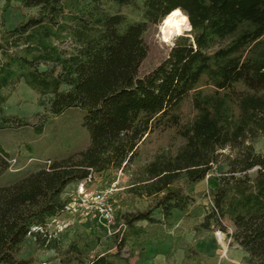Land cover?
Returning a JSON list of instances; mask_svg holds the SVG:
<instances>
[{"label": "trees", "instance_id": "1", "mask_svg": "<svg viewBox=\"0 0 264 264\" xmlns=\"http://www.w3.org/2000/svg\"><path fill=\"white\" fill-rule=\"evenodd\" d=\"M21 1L37 14L0 32V135L31 125L27 117L7 114L4 106L11 95L4 90L25 82L38 93V105L46 107L33 126L38 134L48 119L78 107L85 111L90 144L0 182V264H33L34 257L21 256L32 234L36 248L61 251V240L50 237L47 226L71 201L64 197L66 187L135 165L128 192L153 202L124 214L115 235L118 251L90 257L86 253L96 242L80 246L74 241L64 261L142 264L143 253L131 263L122 247L147 235L154 224L172 227L176 213L188 215L195 201L192 188L220 164L228 169L207 193L209 212L200 207L194 216L204 215V230L214 222L225 230L227 218L234 226L230 237L245 252L243 261L264 264V153L254 144L264 137V0ZM107 3L131 6L141 19L112 14L104 8ZM177 8L188 17L191 36L178 37L167 57L141 74L149 51L144 33ZM69 40L73 52L60 46ZM55 64L61 66L57 74L41 68ZM188 99L195 114L185 120ZM168 130L182 141L177 152L163 150L139 165L146 139ZM226 148L229 154L221 151ZM10 167L0 136V180ZM195 251L192 245L184 248L183 264Z\"/></svg>", "mask_w": 264, "mask_h": 264}, {"label": "rangeland", "instance_id": "2", "mask_svg": "<svg viewBox=\"0 0 264 264\" xmlns=\"http://www.w3.org/2000/svg\"><path fill=\"white\" fill-rule=\"evenodd\" d=\"M7 1L0 0V32L2 28L10 29L25 17L37 14V8H26L21 0H9V3ZM104 8L112 14H124L131 22L141 19V13L131 6L117 7L107 3L104 4ZM161 24V22L150 24L144 33V40L149 51L141 65V74H145L159 65L167 57L178 37L191 36V30H189L180 36H174L169 43L163 40ZM60 46L67 52H73L76 48L70 40L61 43ZM41 68L52 69L57 74L61 66L55 64ZM4 93L6 95L11 94L4 104L5 112L9 115L27 117L31 125L1 131L2 143L11 156V167L2 176L1 183L10 182L30 171L47 167L53 160L67 158L88 148L90 135L83 125L85 114L83 109L68 108L62 114L48 119L44 123L43 132L38 134L33 126L40 122L46 109V107L38 105V93L25 82H20L15 87L4 90ZM182 110L185 120L193 117L195 110L191 99L186 100ZM181 143V139L171 130L155 131L142 144L141 158L138 164H145L152 160L155 154L163 150L176 153ZM254 144L258 152L264 153V137H259ZM221 151L224 154H229L231 149L226 148ZM136 168L137 165L132 167L131 171L96 175L93 182L84 185V193L92 198L97 192L106 190V200L116 210V220L111 227V232L103 226L95 212L87 215L85 212L75 213L72 210L65 212L56 221L48 223L47 226L48 232L53 235V238L61 240V251L36 248L35 236L32 234L27 237L21 256L34 257L35 262L33 264H69L64 259H67L68 255L66 250L74 241L80 246L95 241V247L86 253L90 257L98 252L118 251L115 235L119 233L125 223L124 214L143 210L153 202L152 198L138 197L128 192ZM227 169L224 164L215 166L206 179L192 188L191 193L195 201L191 205L188 215L183 216L176 213L172 227L161 224L150 226L147 235L133 237L122 247V255L129 258L131 263H135L140 254L143 253L145 258L142 264H183L184 248L192 245L196 250L195 256L193 259H187L185 264H246L243 261L245 252L230 237V234L234 232L231 221L227 218L223 219L222 224L225 226V230L215 222L211 224L209 230H204L200 226L204 220V215L194 216L200 207L209 212L210 198L207 197V193L210 189L217 188L221 172L227 171ZM250 174L254 176L255 172L252 170ZM114 183H116L115 186ZM80 186L81 182L69 184L65 189L64 197H68L70 200L76 198L75 200H77L81 190ZM140 224L145 226L147 223L141 222ZM220 234L223 236V242L220 240ZM145 241L147 244H144ZM162 254L166 256V259L162 257ZM147 259L149 260L147 261ZM70 264L80 263L75 260Z\"/></svg>", "mask_w": 264, "mask_h": 264}, {"label": "built area", "instance_id": "3", "mask_svg": "<svg viewBox=\"0 0 264 264\" xmlns=\"http://www.w3.org/2000/svg\"><path fill=\"white\" fill-rule=\"evenodd\" d=\"M119 172H122V170H120ZM88 182H90V179L81 182V186H80L81 190L79 193V198L77 200H75L76 198L71 199L70 203L66 207L65 212H69L73 210L75 213H78L79 211H82L85 212L87 215L95 212L99 216V220L103 224V226L106 227L109 232H111V227L114 225L116 220V210L111 203L107 202L105 197L106 190H101L100 192H97L95 195H93V198L88 196V194H85L84 185L85 183ZM115 185L116 183H114V186ZM58 217L52 218L49 221V223L56 221ZM37 229L38 228H34V230ZM48 235L50 237H53V235L50 232H48Z\"/></svg>", "mask_w": 264, "mask_h": 264}, {"label": "bare ground", "instance_id": "4", "mask_svg": "<svg viewBox=\"0 0 264 264\" xmlns=\"http://www.w3.org/2000/svg\"><path fill=\"white\" fill-rule=\"evenodd\" d=\"M183 15H185V14H183ZM168 16H166L164 18L163 22H161L162 23L161 24V30H162L163 40L164 41H169L170 38L172 40V38L174 36H172L171 34L176 31L177 26H179V28L182 29L183 34L185 32H188L189 30H191V25L189 27V24H190L189 20L187 22H185L181 17H174L172 23H170L169 25L165 26L164 25V21H165V19ZM220 240H221V242H223V236L222 235L220 236Z\"/></svg>", "mask_w": 264, "mask_h": 264}, {"label": "clouds", "instance_id": "5", "mask_svg": "<svg viewBox=\"0 0 264 264\" xmlns=\"http://www.w3.org/2000/svg\"><path fill=\"white\" fill-rule=\"evenodd\" d=\"M174 17H181L185 22L188 21V17L182 14L181 9L177 8V9H174L172 13H170L169 16L165 19L164 25L167 26L170 23H172ZM189 27H190V24H189ZM182 34H183L182 29H180L179 26H177L176 31L172 33L171 35L180 36ZM168 42L171 43V38Z\"/></svg>", "mask_w": 264, "mask_h": 264}, {"label": "crops", "instance_id": "6", "mask_svg": "<svg viewBox=\"0 0 264 264\" xmlns=\"http://www.w3.org/2000/svg\"><path fill=\"white\" fill-rule=\"evenodd\" d=\"M161 256V255H160ZM162 257H164V259H166V256L165 255H163L162 254ZM184 259V258H183ZM230 259H232V258H230ZM149 259H147V261H148ZM160 260V259H159ZM150 261H151V259H150ZM161 261V260H160Z\"/></svg>", "mask_w": 264, "mask_h": 264}, {"label": "water", "instance_id": "7", "mask_svg": "<svg viewBox=\"0 0 264 264\" xmlns=\"http://www.w3.org/2000/svg\"><path fill=\"white\" fill-rule=\"evenodd\" d=\"M191 30H192V26H191Z\"/></svg>", "mask_w": 264, "mask_h": 264}]
</instances>
